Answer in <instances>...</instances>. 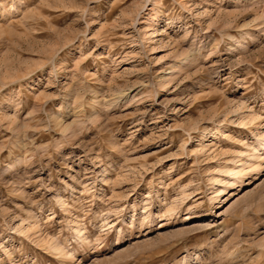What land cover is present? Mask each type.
Returning <instances> with one entry per match:
<instances>
[{
  "label": "rangeland",
  "instance_id": "374dc122",
  "mask_svg": "<svg viewBox=\"0 0 264 264\" xmlns=\"http://www.w3.org/2000/svg\"><path fill=\"white\" fill-rule=\"evenodd\" d=\"M263 141L264 0H0V264H264Z\"/></svg>",
  "mask_w": 264,
  "mask_h": 264
},
{
  "label": "bare ground",
  "instance_id": "6f19581e",
  "mask_svg": "<svg viewBox=\"0 0 264 264\" xmlns=\"http://www.w3.org/2000/svg\"><path fill=\"white\" fill-rule=\"evenodd\" d=\"M153 19H154V17H153ZM185 53H186V52H185ZM183 56H184V55H183ZM258 150H260V151H264V141H263L262 143H260L259 146H258L257 148H255V154H258V152H259ZM235 170H237V169H231V171H230L231 174H232L231 176H233V175L235 176V175L237 174V171H235ZM233 178H234V177H233ZM217 207H218V206L216 205L215 208H217ZM121 243H122L121 240H118V242H117V246H118V245L120 246ZM100 247H101V246H100Z\"/></svg>",
  "mask_w": 264,
  "mask_h": 264
}]
</instances>
